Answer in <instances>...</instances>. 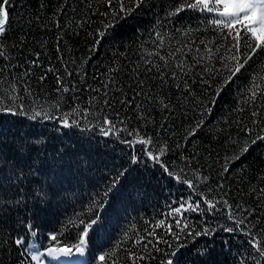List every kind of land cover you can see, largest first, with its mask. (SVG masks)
<instances>
[{
  "label": "trees",
  "instance_id": "trees-1",
  "mask_svg": "<svg viewBox=\"0 0 264 264\" xmlns=\"http://www.w3.org/2000/svg\"><path fill=\"white\" fill-rule=\"evenodd\" d=\"M187 2L147 0L119 19L112 16L118 0L111 8L107 0H13L14 22L0 41V103L11 104L7 97L16 95L15 85L29 112H0V264H38L31 255L49 247L72 251L44 255V264H101L102 255L106 264H164L178 246V264H256L245 232L264 240V140L252 143L264 136V95L255 102L250 97L254 84L264 89V50L232 76L236 62L228 50L235 41L229 30L212 25L214 12L188 8ZM245 33L241 28V50L250 51ZM248 42L255 43L250 34ZM174 49L181 51L169 56ZM158 51L170 66L152 54ZM36 110L52 118L30 119ZM65 116L78 124L61 127ZM105 116L115 124L109 136L100 132ZM148 138L155 155L165 149L160 159L173 176L136 143ZM114 179L120 182L113 189ZM205 200L219 203L210 210ZM225 200L245 222L232 232L224 231L236 228ZM189 203L199 210H188ZM182 205L181 213L173 211ZM93 219L98 223L81 254L76 246ZM181 219L185 233L213 231L181 234L177 241L167 227L178 233ZM160 221L165 225L156 227ZM17 238L27 242L24 247L15 245ZM161 239L167 243L153 242Z\"/></svg>",
  "mask_w": 264,
  "mask_h": 264
},
{
  "label": "snow or ice",
  "instance_id": "snow-or-ice-1",
  "mask_svg": "<svg viewBox=\"0 0 264 264\" xmlns=\"http://www.w3.org/2000/svg\"><path fill=\"white\" fill-rule=\"evenodd\" d=\"M118 2H119V12L113 11L112 16L113 18L123 19L131 15L135 10H138L144 4H146L147 0H118ZM107 3H108V6L111 8L112 0H107ZM129 5H133V6H129ZM12 7H13V0H0V41H3L4 39L7 38V31L11 28L14 22L13 17L10 14V9ZM186 7L192 8V9L201 8V10H206L208 12H214L218 18H215L211 21L212 25L219 28L221 31H223V29L229 30L227 35H231L233 40L235 41V44L232 46V48L228 50L230 53H232L230 59L236 62L234 66V70L230 67V71H232V76L238 73L248 63V61L251 60L255 54H257L258 50H264V0H188ZM182 10H183V7L178 8L176 10V13L174 14H178ZM121 13H123L124 15L121 16L120 15ZM21 20H23V17H21ZM238 25L240 27H237ZM106 27H112V23H109L108 25H106ZM241 28L246 30L245 36L243 37L244 48L246 50L250 49V51L241 50V40H242ZM249 34H250L251 40L255 41L254 44L248 42ZM99 35L103 37L104 35H106V33L101 32ZM157 39L160 41L159 46H162L163 38L160 37L159 33H157ZM97 43H99V41H97ZM180 51L181 49H174L173 51L169 53V56L175 57L176 53ZM152 54L158 55L160 60L164 61L166 65L170 66V61H168L166 57L162 55L159 51L152 53ZM38 55L39 54H37V56ZM4 56H5L4 51L0 50V57H4ZM201 59H203V57H201ZM31 63L33 66H36V67L40 66L37 63V61H32ZM148 63L150 64L151 62L149 61ZM177 67L181 71H183L185 67L184 62L180 61ZM148 70L150 71L151 69L149 68ZM3 71L4 69L0 68V73H2ZM48 71H54V70L49 68ZM157 71L159 72L160 69L157 68ZM69 75H71V73H69ZM169 75L173 79H175L177 76V73L172 72ZM232 76H229L225 80V85H222L221 88L226 86L231 81ZM160 78L163 79V76H161ZM40 79L41 81H43L45 77L41 76ZM57 83L58 85H61L63 92L67 93L70 90L68 87L63 86L62 79L59 76H57ZM138 86L142 87L143 81H141ZM185 88H187V85H185ZM220 90L221 89L217 90V95L219 94ZM24 91L28 92V94L31 95V92L29 89H25ZM57 91H60V88H58ZM11 92L16 93V95L15 96L9 95L7 97V100H10L11 104L0 103V112L10 114L13 116L28 114L29 110L25 108L23 106V102L20 101V94L15 85L12 86ZM142 94L143 93H137V95H142ZM258 94L264 95V89H260L259 85L254 84L253 90L251 91V97H250L253 102H255V100L257 99ZM214 102L215 101H213V103ZM121 103H126V101H121ZM160 103L163 104V101H160ZM164 107L165 109H168L167 104H165ZM207 110L211 111L210 108ZM87 114H88L87 110H85L83 115L86 117ZM253 115H256V113H253ZM37 117H43L45 119L52 118L49 115V113H47L46 111H41V110L33 111L29 116L30 119H36ZM59 120L61 123V127L63 128H70L78 124V122L75 120H72L70 122L66 116L60 117ZM199 127L200 125L198 124L197 128ZM114 131H115V124L107 116H105L103 120V126H101L100 128V132L104 136H109L113 134ZM129 134L131 135L132 133H129ZM194 134H195V129L192 130L190 135H194ZM256 140H264V136H258L256 139L252 141V143L255 144ZM124 142L130 145L133 143L132 141H124ZM136 143L145 145L146 147L141 149V151L146 152L148 158L151 159L154 163L160 164L161 167L164 169V171L169 174V176H173V172L170 171L167 165L160 159V156H163L165 153L164 148H160L159 155H155L150 147L152 143L151 138L138 139ZM247 151H248V146L246 145L243 148L241 155H243V153H246ZM234 159H239V156L234 157ZM132 162L134 164L139 162V159L135 155V153H133L132 155ZM125 171L121 172V177H123V175L125 174ZM224 171L225 172L229 171L227 165L224 166ZM203 179L207 180V177H204ZM119 182H120L119 179H114L112 182V188L114 189L119 184ZM185 182L188 184L190 188L193 187V184L191 181H185ZM111 190L112 189H109V191ZM261 193H264V189H261ZM205 203L208 205V209L211 210L216 207V204L219 203V201L214 203L210 200H205ZM223 203L229 208V213H228L229 220H232V222L236 225L235 229L234 228H224V231L232 232V231H235L236 229H240L245 223L244 220L243 219L237 220L233 212L231 211V206L228 205V202L225 200L223 201ZM187 207H188V210L198 211L200 208V205L199 204L193 205L189 203ZM182 208H184V205H182L181 208L174 209L173 211L179 214L181 213ZM97 223H98V220L93 219L85 224L81 238L79 240V245L76 246L77 252L83 254L85 250L86 238L89 234V230ZM182 224H183V219L178 220L176 222V227L179 228L178 233L173 232L171 225L167 227V232L172 233L177 241L180 240L181 234H185L189 236H199V235H208L211 231H213V230L206 228L203 230V232H193L191 229H189V231L185 233V228L187 227V225L184 224V226L181 227ZM164 225H165V221H160L156 225V227H162ZM32 235L35 236L36 233L33 232ZM150 235H152V233H150ZM245 235L250 236L249 243L251 244L252 249L255 250V252L258 254V257H259L256 264H260V262L264 260V240H257L256 236L252 235L250 230L245 232ZM50 239L57 240V236L52 235ZM153 242L154 243H167L166 241H163L162 239L154 240ZM14 243L18 248H22L25 246L27 242L22 238H17L14 241ZM137 243H140V241L138 240ZM29 247L35 248L36 245L31 244L29 245ZM179 247L180 246H178L177 248L173 250V252L170 254L171 258H168L166 262H164V264H178V261L175 259V257L178 255ZM71 251H72L71 247H59V248L49 247L46 253H41L39 251L33 252V254L31 255V260L38 262V264H44V261L42 260V256L44 255H47V256L65 255L67 256L71 254ZM198 254L203 255L204 253L201 252ZM139 259H143V258L140 257ZM99 260L101 264H106L105 256L103 255L100 256ZM244 264H247V262L245 261Z\"/></svg>",
  "mask_w": 264,
  "mask_h": 264
},
{
  "label": "rangeland",
  "instance_id": "rangeland-1",
  "mask_svg": "<svg viewBox=\"0 0 264 264\" xmlns=\"http://www.w3.org/2000/svg\"><path fill=\"white\" fill-rule=\"evenodd\" d=\"M75 258H77V259L80 258V254H77V255L75 256Z\"/></svg>",
  "mask_w": 264,
  "mask_h": 264
}]
</instances>
